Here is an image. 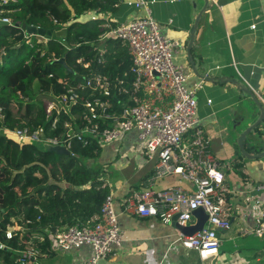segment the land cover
<instances>
[{"label":"built area","instance_id":"1","mask_svg":"<svg viewBox=\"0 0 264 264\" xmlns=\"http://www.w3.org/2000/svg\"><path fill=\"white\" fill-rule=\"evenodd\" d=\"M10 1L16 0H0V22L12 25V19L5 15V6ZM153 3L155 0H129L127 4L143 9L144 16L118 24H114L112 18H104L102 24L107 30L100 40L114 38L128 46L133 63L130 85H122L124 81L119 84L118 80L93 71L90 62H86L84 67L88 73L83 77L84 81L70 86L65 93L49 101L47 106L49 114L53 109L60 113L61 108L78 106L82 102L85 110L80 116L85 123L79 131L64 140L42 138L43 128L34 131L27 127L17 128L15 132L22 139L43 140L47 145H62L70 150L73 138L84 140L87 136H94L103 145L121 140L129 131L136 129L139 145L149 159L158 157V162L148 184L135 190L125 201V211L159 219L164 224H171L178 215V224L186 226L192 222L194 211L202 208L208 215L202 229L192 235L179 231L178 239L186 248L196 250L200 259L205 261L219 255L221 241L218 231L229 229L232 225L227 213L229 189L225 184L226 174L210 152L209 139L198 126V91L203 87V81L189 87L190 73L184 64L177 61L179 54L185 50L186 36L180 34L171 38L164 35L160 24L152 16L150 5ZM96 19H100L99 15L90 13L82 21ZM256 26L252 24L251 29ZM22 28L26 41L33 36L39 40L49 39L32 35L27 32L26 26ZM102 56L103 52L100 53L99 63ZM87 91H90L89 94ZM256 94L264 103V97L258 92ZM124 95L126 99L122 98ZM108 121L112 122V126H104ZM56 122L57 118L53 122L54 127ZM170 176L189 180L194 187L190 190L180 186L155 188L159 180ZM253 188L254 191H263L264 183H258ZM245 200L260 207L256 224L247 233L264 238V196L251 192ZM115 204L114 195L110 193L96 221L85 226H69L58 232L44 229L53 249L66 252L89 246L90 256L77 264H108L109 255L128 240L126 231L119 224ZM23 231L22 226L9 227L5 237H0V249L7 247L6 240H14L19 245L17 236ZM37 231L43 230L39 228ZM39 238L45 240L42 235ZM14 250L19 254L21 264H41L39 248L28 246Z\"/></svg>","mask_w":264,"mask_h":264},{"label":"trees","instance_id":"2","mask_svg":"<svg viewBox=\"0 0 264 264\" xmlns=\"http://www.w3.org/2000/svg\"><path fill=\"white\" fill-rule=\"evenodd\" d=\"M121 4L122 0H16L5 6V15L14 24L0 22V237L3 239L11 226H22L24 231L17 236L19 245L6 240L7 247L0 249V264H21L14 248L28 246L40 249L41 264H60L63 259L44 229L58 232L96 221L112 193L105 170L101 165L98 169L91 166L103 150L97 137L73 138L70 153L64 154L49 150L43 140L22 139L15 130L43 128L42 138L61 140L79 131L85 123L80 116L85 110L82 102L49 114L45 97L54 100L70 86L82 83L88 73L86 62L93 71L119 84L132 83L133 63L127 44L114 38L100 40L107 30L102 25L104 18L117 14ZM90 13L100 19L82 21ZM24 25L57 31L65 28L66 35L47 40L33 36L26 41ZM62 58L77 78L58 61ZM104 126H112V122ZM263 128L264 120L254 129L260 138L264 137ZM245 148L249 153L263 151L262 146L246 143ZM39 228L43 231H37Z\"/></svg>","mask_w":264,"mask_h":264},{"label":"crops","instance_id":"3","mask_svg":"<svg viewBox=\"0 0 264 264\" xmlns=\"http://www.w3.org/2000/svg\"><path fill=\"white\" fill-rule=\"evenodd\" d=\"M127 1L122 0L118 12L121 18L112 17L114 24L144 16L143 9L130 6ZM150 8L164 35L186 36L185 50L177 61L190 73L189 87L203 81L198 91V126L209 139L210 152L226 174L227 213L232 225L218 231L220 252L208 263L200 259L196 250L181 244L180 230L172 223L164 224L159 219L125 211L124 203L131 192L148 184L158 162V157H147L139 145L138 131L133 129L123 139L103 144L99 157L116 201L119 224L128 235L123 246L109 255L107 263L264 264V238L247 233L254 228L260 207L245 200L251 192L264 196V190L254 191L253 188L264 183V160L245 156L238 143L242 132L261 113L246 86L264 97V0H155ZM197 17L192 56L204 78L193 72L187 55L190 31ZM252 24H257L255 29H251ZM253 133L259 137L258 132L253 130ZM250 135L251 132L245 140L247 146H262L264 150V137H259L260 144L255 145ZM231 171L239 178H232ZM168 186L185 190L194 187L189 180L170 176L159 180L155 188ZM197 221L198 217L194 216L189 224ZM59 254L65 257L67 264H77L90 256L91 248L82 246Z\"/></svg>","mask_w":264,"mask_h":264},{"label":"water","instance_id":"4","mask_svg":"<svg viewBox=\"0 0 264 264\" xmlns=\"http://www.w3.org/2000/svg\"><path fill=\"white\" fill-rule=\"evenodd\" d=\"M198 23H199V17H197L195 24L191 28V31H190V40H189V43L187 45V55H188L189 62L191 64V68H192L193 72L197 76L204 78L205 76L199 72V70L195 64V60L192 56V48H193V43H194V40L196 37V30H197ZM24 26H26L27 32L31 33L32 35H42V36H46L47 38H51L53 36L65 37V35H66V29L65 28L57 31L55 29H48L47 30V29H44L41 27H37L36 25H24ZM58 61L60 63L64 64V66L66 67L69 74H73L77 78L75 70L67 65L64 58H62ZM242 86L245 87L246 85L242 84ZM246 91L252 95L253 99L258 104V106L261 110V113H260L259 118L252 125H250L244 132H242V134L239 137L238 143H239L241 150L245 154V156H247L249 158L256 159V158L264 157V152L253 153V154L249 153L245 148V140H246L247 135L263 122V120H264V105L261 102V100L259 99V97L256 95V93L251 88L246 86ZM47 148L53 152H56V153H64V154L70 153V151L62 145H56V146L48 145ZM194 215L196 217H198V221L195 224H189L186 226L180 225V224H178V222L176 220L178 218V215H176L174 218V221L172 222V225H175L176 228H178L183 233L188 234V235H192L195 232L201 230L202 227L204 226V224L206 223L207 219H208V215L206 214V212L202 208L196 209L194 211ZM207 260L209 263L211 261V258H209Z\"/></svg>","mask_w":264,"mask_h":264},{"label":"rangeland","instance_id":"5","mask_svg":"<svg viewBox=\"0 0 264 264\" xmlns=\"http://www.w3.org/2000/svg\"><path fill=\"white\" fill-rule=\"evenodd\" d=\"M117 19H119V18H121L120 17V14L118 15V13L117 14H115L114 15ZM33 37H31V39H32ZM183 54V53H182ZM188 60V59H187ZM45 101L47 102V104L49 103V100H47L46 99V97H45ZM64 108V107H63ZM63 108H61V111L63 110ZM60 111V112H61ZM250 138H253V142H254V144L256 145V144H260V140H259V137L258 136H256L254 133H253V131L251 132V135H250ZM262 152H264V150L262 151ZM261 153V152H260ZM95 160V162H91V166L93 167V168H95V169H98L100 166V163H99V158H96V159H94ZM252 160H264V157H261V158H256V159H252ZM251 162H254V161H251ZM88 164H89V162H87ZM231 177L232 178H239V175L236 173V172H234V171H231ZM59 253H62V252H59ZM60 255V254H59ZM62 259H63V261L60 263V264H67V261H65V257H63V256H60ZM60 262V261H59ZM59 264V263H58Z\"/></svg>","mask_w":264,"mask_h":264}]
</instances>
